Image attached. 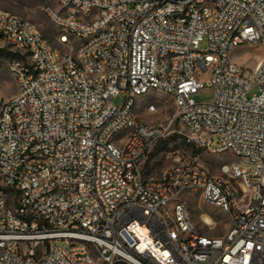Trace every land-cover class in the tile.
I'll list each match as a JSON object with an SVG mask.
<instances>
[{
	"label": "built area",
	"instance_id": "obj_1",
	"mask_svg": "<svg viewBox=\"0 0 264 264\" xmlns=\"http://www.w3.org/2000/svg\"><path fill=\"white\" fill-rule=\"evenodd\" d=\"M37 1L58 47L0 11L19 89L0 90V264H264V57L231 58L264 47V0ZM204 83L211 103L194 100ZM152 93L173 101L168 125L138 120ZM175 121L233 159L220 175L197 156L148 175ZM187 192L229 216L223 236L196 225Z\"/></svg>",
	"mask_w": 264,
	"mask_h": 264
},
{
	"label": "rangeland",
	"instance_id": "obj_2",
	"mask_svg": "<svg viewBox=\"0 0 264 264\" xmlns=\"http://www.w3.org/2000/svg\"><path fill=\"white\" fill-rule=\"evenodd\" d=\"M0 11L8 12L19 16L35 24L43 33V35L51 42L54 47H58L55 42V28L44 16L41 10V3L37 0H0ZM206 43L200 45V50L205 51ZM264 57V47L255 45H245L237 48L231 53L233 61L255 67L256 64ZM17 58V55L12 51L11 45L5 42H0V90L6 100L12 99L18 95L19 89L17 82L10 77L8 72V64ZM257 88L254 87L251 94H255ZM214 98L212 88L209 84L204 83L203 90L200 94L194 97L197 103H211ZM125 101V96L120 94L113 99V104L121 106ZM148 102H155L158 105L159 111L156 114H147L145 106ZM137 118L143 123H157L168 125L170 119L175 113V108L171 98L165 94L152 93L147 97L137 99V107L135 111ZM171 128L175 131L170 136L180 135L174 141H170L162 146L155 155L150 158L146 165L148 175L158 179L161 178L165 171L177 165L180 162H188L193 157H201L210 167L214 175H220L219 167L226 161L233 160L227 155H215L198 150L191 145L185 137L181 127L177 121ZM190 208L192 219L205 234L212 236H223L227 229L229 216L217 207L206 204L202 201L200 194L187 192L182 196ZM210 216L216 223V226L211 228L204 224V216ZM64 245H66L64 243Z\"/></svg>",
	"mask_w": 264,
	"mask_h": 264
},
{
	"label": "trees",
	"instance_id": "obj_3",
	"mask_svg": "<svg viewBox=\"0 0 264 264\" xmlns=\"http://www.w3.org/2000/svg\"><path fill=\"white\" fill-rule=\"evenodd\" d=\"M180 137V135H173L172 137L170 136V137H168L165 141H163L162 142V144L158 147V149L156 150V152L157 151H159V149L162 147V146H164V145H166L167 143H169L170 141H174V140H176L177 138H179ZM155 152V153H156ZM155 153L151 156V158L155 155ZM149 162V161H148ZM148 164V163H147Z\"/></svg>",
	"mask_w": 264,
	"mask_h": 264
},
{
	"label": "bare ground",
	"instance_id": "obj_4",
	"mask_svg": "<svg viewBox=\"0 0 264 264\" xmlns=\"http://www.w3.org/2000/svg\"><path fill=\"white\" fill-rule=\"evenodd\" d=\"M258 46H260V45H258ZM203 221H204V224H206V223H208V224L213 223V220L209 216H206V215L204 216V220Z\"/></svg>",
	"mask_w": 264,
	"mask_h": 264
},
{
	"label": "crops",
	"instance_id": "obj_5",
	"mask_svg": "<svg viewBox=\"0 0 264 264\" xmlns=\"http://www.w3.org/2000/svg\"><path fill=\"white\" fill-rule=\"evenodd\" d=\"M206 215V214H205ZM210 217V216H209ZM211 218V217H210ZM212 219V218H211Z\"/></svg>",
	"mask_w": 264,
	"mask_h": 264
}]
</instances>
